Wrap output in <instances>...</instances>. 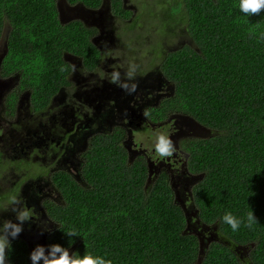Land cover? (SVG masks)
Here are the masks:
<instances>
[{
  "label": "trees",
  "instance_id": "trees-1",
  "mask_svg": "<svg viewBox=\"0 0 264 264\" xmlns=\"http://www.w3.org/2000/svg\"><path fill=\"white\" fill-rule=\"evenodd\" d=\"M105 2L121 20L131 18L124 0H0L3 66L18 70L34 95L48 102L70 83L72 57L93 69L102 55L94 42L96 27L78 17L64 19L59 4L96 9ZM238 4L169 0L159 11L140 9L123 28L139 37V17L146 27L147 18H156L157 31L179 24L190 39L170 50L152 44L147 64L157 60L171 85L158 110L186 114L210 128V135L182 142L190 168L202 173L192 191L199 220L215 226L218 238L201 253L169 183L159 177L145 188V163L129 162L115 138L101 134L86 154L88 186L65 172L55 175L63 202L48 205L57 223L49 245L59 244L70 255L103 256L112 264H264V41L248 34L256 23L264 31V12L247 17ZM251 209L259 221L252 229L242 224L233 232L222 222L226 212L246 220ZM73 231L77 235L67 234ZM234 244L249 247V260L240 259ZM12 247L15 264H34L22 241Z\"/></svg>",
  "mask_w": 264,
  "mask_h": 264
},
{
  "label": "flooded vegetation",
  "instance_id": "flooded-vegetation-1",
  "mask_svg": "<svg viewBox=\"0 0 264 264\" xmlns=\"http://www.w3.org/2000/svg\"><path fill=\"white\" fill-rule=\"evenodd\" d=\"M6 51L2 34L0 229L7 221L18 223V212L27 211L30 218L23 223V230L16 238L8 237L10 243L5 249L4 264H15L11 260V247L19 241L25 245L29 259L41 244L40 237L44 236L43 244L49 246L47 236L57 223L50 217L48 205L63 202L55 175L65 172L78 184L88 186L84 175L86 154L94 137L101 134L112 135L129 162L139 159L145 163V188L159 177L169 183L175 202L186 214L188 228L207 225L199 220L192 192L202 173L190 168L189 152L182 140L206 137L210 135V128L186 114L159 111L161 98L169 92L157 97L146 83L143 90L136 86L133 91L123 86L128 82H121L123 89H120L110 74L90 78L91 74L97 73L98 63L89 69L80 62L79 66L71 63L70 83L44 102L43 96L34 95L18 70L3 66ZM115 68L118 70V66L111 67ZM157 85L163 86V83ZM198 129H203L206 135L192 133ZM159 135H165L173 142L176 151L171 157L157 153ZM13 198L19 203L14 204Z\"/></svg>",
  "mask_w": 264,
  "mask_h": 264
},
{
  "label": "rangeland",
  "instance_id": "rangeland-1",
  "mask_svg": "<svg viewBox=\"0 0 264 264\" xmlns=\"http://www.w3.org/2000/svg\"><path fill=\"white\" fill-rule=\"evenodd\" d=\"M160 1L161 3L159 4V0H124L125 6L132 10V16L127 20H121L116 15H113L109 10L107 2L103 3L96 9H87L81 6H79L80 8L70 9L75 6L67 8V6L64 5L65 3L59 4V11L64 19L78 17L84 19L88 25H93L97 29L94 42L102 51V55L96 68L97 73L91 74V79L96 78V76L101 74H110L113 76L114 73L118 72L119 80L117 81V85L120 89H123L121 87V82H128L127 88H130V90H132V85L140 87V89L143 90V84L146 83L149 85L148 87L156 93L157 97L163 95L166 91L170 92L171 85L160 75L157 60L151 67H147L141 71H139V69L143 68L153 56L154 46H152V44L159 43L162 45L160 47L161 49L164 48L170 50L178 48L182 44L190 43V39L183 26L177 24L175 28L157 31L156 25H159L160 23L156 18H154V20L151 19L155 23H152L150 19L147 18L150 26L146 27L143 21L144 17L141 16L139 17L137 27L134 30L140 35L139 37L136 35L125 34L127 31H123V28L127 29L128 23L126 22L131 21L135 14H139L140 9L141 11H144L145 7L148 8V10L155 12L159 11L164 4L169 2V0ZM114 62L117 64L113 65ZM71 63L72 65L79 66L80 61L77 57H72ZM130 64L136 65V72L131 79L126 78V73ZM113 66H118V70H116V68L111 69ZM159 82H162L163 86H158L157 83ZM192 133L197 136H200L201 134L206 135L203 129H198V131ZM154 144L155 142L153 141L152 145ZM188 229L198 237L201 253L204 252L207 244L214 239H217L219 236L215 226L201 225L195 226L194 228L189 226ZM38 241H40L41 244ZM38 241V246H44V236L40 237V240ZM233 248L236 253H238L241 260H249V247L247 245L241 246L234 244ZM44 256L51 258L48 252V247L46 246H44Z\"/></svg>",
  "mask_w": 264,
  "mask_h": 264
},
{
  "label": "clouds",
  "instance_id": "clouds-1",
  "mask_svg": "<svg viewBox=\"0 0 264 264\" xmlns=\"http://www.w3.org/2000/svg\"><path fill=\"white\" fill-rule=\"evenodd\" d=\"M239 11L245 16L249 17L252 15H259L264 12V0H239L238 4ZM259 23L253 24L249 30L248 34L250 37H257L259 40L264 41V31H259ZM136 72V65L130 64L128 71L126 73L127 78L131 79ZM119 80V73L113 74V82ZM125 88L128 87L127 84L123 85ZM135 85H132V90H135ZM156 151L162 157H171L176 149L173 142L165 135L157 136L156 140ZM14 204L19 203L18 200L13 198ZM29 213L27 211H21L17 214L18 223H12L7 221L4 224L3 229H0V264H4V254L6 247L9 246L8 237L11 236L13 239L16 238L20 232L23 230V223L28 220ZM222 222L229 225L233 232L240 229L243 224L244 227L252 229L253 226L259 223L258 218L255 216L254 211L251 209L246 216V220L237 218L231 212H226L222 216ZM69 236L77 235L76 232L67 233ZM48 252L51 258L44 256V246H37V250L33 254H30V259L35 261L43 258L44 264H112V261L105 259L103 256H94L91 253H85L83 256L77 254H69L67 249H64L61 245H49ZM57 254H59L57 256Z\"/></svg>",
  "mask_w": 264,
  "mask_h": 264
},
{
  "label": "water",
  "instance_id": "water-1",
  "mask_svg": "<svg viewBox=\"0 0 264 264\" xmlns=\"http://www.w3.org/2000/svg\"><path fill=\"white\" fill-rule=\"evenodd\" d=\"M186 215V214H185Z\"/></svg>",
  "mask_w": 264,
  "mask_h": 264
}]
</instances>
